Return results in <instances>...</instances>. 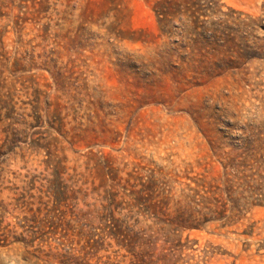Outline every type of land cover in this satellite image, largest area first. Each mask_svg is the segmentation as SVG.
<instances>
[{"label": "rangeland", "instance_id": "1", "mask_svg": "<svg viewBox=\"0 0 264 264\" xmlns=\"http://www.w3.org/2000/svg\"><path fill=\"white\" fill-rule=\"evenodd\" d=\"M263 7L0 0V264H264V59L234 48ZM215 185L240 216L172 234Z\"/></svg>", "mask_w": 264, "mask_h": 264}, {"label": "trees", "instance_id": "2", "mask_svg": "<svg viewBox=\"0 0 264 264\" xmlns=\"http://www.w3.org/2000/svg\"><path fill=\"white\" fill-rule=\"evenodd\" d=\"M206 1L208 0H205V2ZM249 20L250 22H242L244 31L240 32L239 35L240 39L237 41L234 47L236 54L240 58H244V59H264V7L261 9L260 14L252 15ZM230 31L227 32L224 31V34L222 36L223 37L222 41L230 43V40H232ZM226 191L224 192L226 193ZM229 194H231L230 191ZM251 195L252 198H250L249 201H247L249 202V204L248 206L244 207L245 209L255 204H262L264 202V191H260L258 188H255L251 192ZM228 198L229 201L232 203V206L229 207H227V200H226L227 198L219 193V187L215 185V187L211 189L210 193H206L204 195V199L207 202V208H208V211H206L205 213L208 215L203 214L201 218H199V220L192 219L191 221H186V218H183V216L180 213H175L172 217L169 216L164 217V221L170 224V230L172 231L171 232L172 234L176 233L179 229H182L183 227H188V228L200 227L201 226L200 222L209 221L211 219H218V220L222 219L220 224L225 225L226 223H228L229 220L232 219V217H230L229 214L235 216L237 215L236 217H239L241 213L240 202L237 199H234L232 195H229ZM228 211H230V213L227 215ZM113 229L119 230V228L116 227H114ZM130 229L131 228L122 229L123 231L121 230L122 231L121 233L123 234L126 233L127 235ZM179 243H180L179 239H177L176 244ZM124 247L132 248L129 245H127V243L124 244ZM127 250L132 254L133 257L140 256L138 253L134 251H130L129 249ZM61 262L65 264H125V263H121L120 259H118L117 261L114 260L110 261L108 259L104 261L97 260L96 262L90 263L88 261L87 254L67 255L65 257L63 256ZM142 264H147V263H145L144 260H142Z\"/></svg>", "mask_w": 264, "mask_h": 264}]
</instances>
